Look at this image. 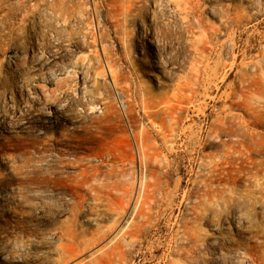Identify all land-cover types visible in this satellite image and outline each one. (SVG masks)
<instances>
[{"label":"rangeland","instance_id":"374dc122","mask_svg":"<svg viewBox=\"0 0 264 264\" xmlns=\"http://www.w3.org/2000/svg\"><path fill=\"white\" fill-rule=\"evenodd\" d=\"M0 264H264V0H0Z\"/></svg>","mask_w":264,"mask_h":264}]
</instances>
